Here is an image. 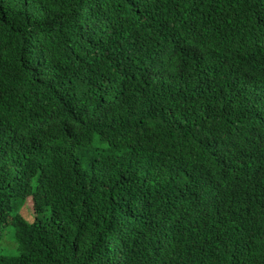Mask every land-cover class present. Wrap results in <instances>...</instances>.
<instances>
[{"label":"trees","instance_id":"16d2710c","mask_svg":"<svg viewBox=\"0 0 264 264\" xmlns=\"http://www.w3.org/2000/svg\"><path fill=\"white\" fill-rule=\"evenodd\" d=\"M8 232L0 264H264V0H0Z\"/></svg>","mask_w":264,"mask_h":264},{"label":"rangeland","instance_id":"374dc122","mask_svg":"<svg viewBox=\"0 0 264 264\" xmlns=\"http://www.w3.org/2000/svg\"><path fill=\"white\" fill-rule=\"evenodd\" d=\"M20 214L22 217H24L26 220L30 221L31 220V216H32V204H31V200L27 199L22 207L20 208ZM13 240L10 239V232L6 233L1 240L0 246L2 249V252L4 253L5 251H7L9 249V247L7 246V243L10 244V242H12ZM2 243L6 244V247L2 246ZM12 248V247H10Z\"/></svg>","mask_w":264,"mask_h":264},{"label":"clouds","instance_id":"9594fccd","mask_svg":"<svg viewBox=\"0 0 264 264\" xmlns=\"http://www.w3.org/2000/svg\"><path fill=\"white\" fill-rule=\"evenodd\" d=\"M27 199H30V200H31V198H27ZM27 199H26V200H27Z\"/></svg>","mask_w":264,"mask_h":264}]
</instances>
